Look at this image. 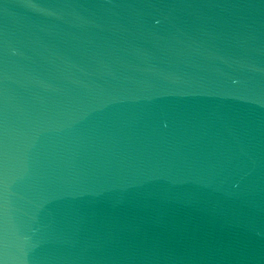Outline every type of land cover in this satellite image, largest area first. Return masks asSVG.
Returning a JSON list of instances; mask_svg holds the SVG:
<instances>
[{
	"label": "water",
	"instance_id": "obj_1",
	"mask_svg": "<svg viewBox=\"0 0 264 264\" xmlns=\"http://www.w3.org/2000/svg\"><path fill=\"white\" fill-rule=\"evenodd\" d=\"M0 264H264V0H0Z\"/></svg>",
	"mask_w": 264,
	"mask_h": 264
}]
</instances>
